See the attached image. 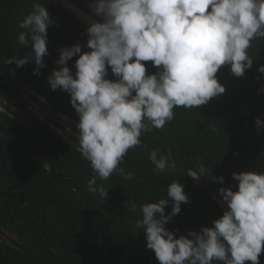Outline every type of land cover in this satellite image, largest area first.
Listing matches in <instances>:
<instances>
[{
  "label": "trees",
  "instance_id": "16d2710c",
  "mask_svg": "<svg viewBox=\"0 0 264 264\" xmlns=\"http://www.w3.org/2000/svg\"><path fill=\"white\" fill-rule=\"evenodd\" d=\"M40 2L55 24L47 30V67L36 76L34 61L22 68L4 64L18 52L19 58L32 52L17 43L23 31L18 22L32 10V0H0V99L15 113L0 110V231L11 237L0 238V264H158L146 248L143 230L134 227L139 205L168 198L167 187L177 180L189 203L181 204L180 213L165 227L176 238L187 236L212 227L223 215L226 206H220L219 189L237 190L232 173H264V129L258 134L254 123L264 120V92L258 91L264 88V75L257 71L264 65V39L252 42L248 54L253 66L243 77H235L229 66L218 71V82L226 89L223 95L199 109L177 108L163 129L141 136L142 147L129 150L119 166L124 173L134 172L135 179L115 173L107 181L97 179V186L108 190L103 201L98 193L88 192L87 182L94 175L90 163L30 112L23 96L30 91L43 99L51 115L79 122L69 94L52 91L47 78L59 70L58 49L87 44L86 28L59 0ZM78 58L67 65L73 76ZM142 63L148 74L157 71L151 61ZM108 71L106 78L114 79ZM153 149L169 154L176 169L154 172L148 160ZM200 163L208 176L188 177ZM211 176L217 181L222 177L224 183ZM168 199L166 215L172 207ZM126 200L137 203L136 213L123 208ZM259 259L264 264V252Z\"/></svg>",
  "mask_w": 264,
  "mask_h": 264
},
{
  "label": "clouds",
  "instance_id": "9594fccd",
  "mask_svg": "<svg viewBox=\"0 0 264 264\" xmlns=\"http://www.w3.org/2000/svg\"><path fill=\"white\" fill-rule=\"evenodd\" d=\"M98 20L86 28L82 52L79 43L58 49L56 64L47 78L52 91L69 94L71 106L79 117L77 143L73 145L90 163L94 175L87 182L89 193H98L104 201L108 190L97 186L114 173L125 180L120 164L129 150L142 147L141 136L161 130L173 121L177 108L199 109L223 95L225 87L217 73L229 66L235 77H243L252 68L248 54L252 42L264 39V0H94L89 5ZM18 27L23 31L17 43L32 52L19 58V52L4 64L22 68L33 62V75L46 68L47 30L55 22L40 0H32ZM75 76L67 66L74 57ZM157 69L148 74L145 63ZM111 70L114 79H107ZM257 71L264 75V65ZM14 74V73H13ZM258 91L264 92V88ZM3 99V98H2ZM6 103V101H5ZM259 134L264 120L257 118ZM148 160L153 171L163 174L176 169L169 154L153 149ZM207 177L203 163L188 177ZM224 183L223 178L212 177ZM237 190L221 187L223 215L212 227L176 238L165 226L189 203L184 185L174 180L167 187L172 201L165 214L168 198L139 205L135 229H142L146 248L152 250L158 264H260L264 252V173H232ZM130 213L138 205L126 200ZM179 231V230H176Z\"/></svg>",
  "mask_w": 264,
  "mask_h": 264
},
{
  "label": "rangeland",
  "instance_id": "374dc122",
  "mask_svg": "<svg viewBox=\"0 0 264 264\" xmlns=\"http://www.w3.org/2000/svg\"><path fill=\"white\" fill-rule=\"evenodd\" d=\"M60 4L72 16L80 21L86 28L89 27L91 20H98L89 8V4L94 0H59ZM26 99L27 107L37 118L45 122L54 132L59 134L64 140L75 145L79 130L76 125L64 116H53L49 113L48 108L43 99L32 92H23ZM14 108L8 102L0 99V110H4L11 115H14ZM0 238L9 240L11 237L0 231Z\"/></svg>",
  "mask_w": 264,
  "mask_h": 264
}]
</instances>
